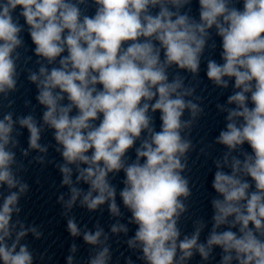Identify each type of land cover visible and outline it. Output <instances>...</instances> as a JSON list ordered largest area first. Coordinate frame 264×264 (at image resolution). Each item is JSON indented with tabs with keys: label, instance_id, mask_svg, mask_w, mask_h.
<instances>
[{
	"label": "clouds",
	"instance_id": "9594fccd",
	"mask_svg": "<svg viewBox=\"0 0 264 264\" xmlns=\"http://www.w3.org/2000/svg\"><path fill=\"white\" fill-rule=\"evenodd\" d=\"M191 3L0 0V94L7 99L17 90V49L27 25L41 58L36 61L38 71L27 70V79L36 85V100L44 106L42 124L31 114L13 121L8 112L0 119V188L8 189L7 195L0 193V264H33V252L21 241L29 232L36 239L43 236L38 226L26 227L19 218L13 222V214L22 211L21 196L29 191L16 174L24 166L13 151L20 135L15 123L29 133L28 149H20L25 157L29 150L47 153L41 133L45 127L53 130L56 151L63 158L57 167L62 185L69 189L67 200L64 194L58 197L65 216L78 200L89 211L107 203L112 216H120L110 174L124 173L119 196L131 212L130 222L138 225L127 244L142 252L146 264H185L194 253L207 261L214 247L222 249L221 264H264V0H242V8L237 7L240 0H199L198 20L190 15ZM92 5L95 12L89 15ZM213 29L222 41L223 62L209 59L207 77L225 89L234 79L237 91L228 97V104L236 107L227 109L226 129L216 140L228 151L215 161L212 188L221 198L212 200L213 227L205 244L198 242L202 222L182 240L177 226L186 211L180 198L190 195L189 181L181 173L193 147L182 132L203 109L186 99L195 89L185 86V77L169 70L175 66L195 77ZM186 110L191 119L183 120ZM244 144L251 153L242 149ZM133 148L134 160L127 155ZM238 149L240 155H233ZM34 159L44 163L45 158ZM74 171L75 183L87 184V191L74 186ZM222 226L226 230H220ZM67 230L99 246L87 264H109L108 236L99 225L94 232L85 228L82 233L69 217ZM111 232L126 234L128 228L116 223ZM76 250L73 244L70 251ZM73 261L69 255L67 264Z\"/></svg>",
	"mask_w": 264,
	"mask_h": 264
}]
</instances>
